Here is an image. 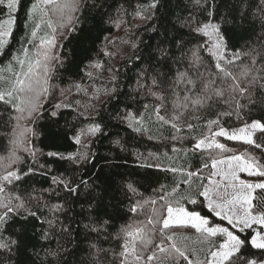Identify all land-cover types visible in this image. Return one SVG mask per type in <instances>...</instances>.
Instances as JSON below:
<instances>
[{
    "label": "trees",
    "instance_id": "16d2710c",
    "mask_svg": "<svg viewBox=\"0 0 264 264\" xmlns=\"http://www.w3.org/2000/svg\"><path fill=\"white\" fill-rule=\"evenodd\" d=\"M34 2L37 0H23L25 8L15 13L14 34L0 54V70L8 66L9 72L26 65L24 71L28 72L29 64L33 69L37 63L34 54L41 44L49 56L60 45L63 63L48 74V91L39 101V118L33 114L18 121L15 108L0 102V175L10 164L13 150L20 159L9 170L21 174L19 180L7 185L0 199L7 195L14 208L24 205L0 237V242L16 241L10 245L11 250L0 249V264H121L122 245L128 240L132 247L131 237L121 231L128 226L129 230L142 227L151 238L146 249L140 241L134 242L142 256L153 251L160 256L155 245L162 243L167 248L175 243L194 264H206L215 247L194 228L172 226L161 231L162 223L151 225L149 230L144 227L149 226L151 213L163 219L166 205L196 210L214 223H226L212 216L204 206V197L199 195L212 171V161L247 153L264 165V149L243 141L223 139L224 150L195 147L220 128H235L253 120L264 123V89L253 90L254 105L248 97L238 94L233 99L229 94L231 81L225 83L216 76V61L204 47L206 42L210 46L211 40L197 31L209 22L217 25L229 58L234 50L243 52L249 46L256 47L262 31V0H82L72 13L74 31L67 24L61 26L64 22L58 14L57 36L44 20L40 21L43 3L38 4L31 19L26 16ZM141 14L147 18L138 24ZM125 30L133 36V47L115 64V55L108 50L112 48V38ZM33 31L35 36L31 35ZM194 54L200 57L195 64ZM247 63L242 58L228 67L239 75ZM181 72H187L197 82L211 76L216 80L215 87L225 89V98H214L211 107L185 114L181 130L176 131L158 120L156 108L160 106L162 116L173 114L169 84ZM32 74L42 76L43 84L44 71L41 74L33 69ZM105 75H111V79L104 80ZM154 79L161 83L160 89L153 85ZM153 92L167 99H157ZM236 101L243 107L237 108ZM13 103L20 104V100ZM187 123L193 128L189 129ZM21 131L27 133L24 143L14 144ZM253 139L264 144V133L258 131ZM49 153L62 154L63 158ZM29 168L33 171L28 172ZM25 172L28 174L23 175ZM189 172L197 175L190 178ZM60 181L76 191H68ZM129 184L135 192L129 190ZM261 195L257 189L255 196ZM185 198H195L198 203L191 204ZM137 201L141 206L130 212ZM254 204L264 210V203L254 200ZM25 209L36 216L24 219ZM3 211L0 208V213ZM240 235L250 240L253 233L249 229ZM223 239L211 238L216 244ZM238 255L241 259L236 264L264 261V250L250 244L242 247ZM128 259L132 261L134 257L130 255ZM139 264L159 262L142 259ZM179 264L187 262L181 258Z\"/></svg>",
    "mask_w": 264,
    "mask_h": 264
},
{
    "label": "snow or ice",
    "instance_id": "6c2138e0",
    "mask_svg": "<svg viewBox=\"0 0 264 264\" xmlns=\"http://www.w3.org/2000/svg\"><path fill=\"white\" fill-rule=\"evenodd\" d=\"M82 0H37V2L32 3L31 8L26 10V16L32 18L34 10L38 7L39 3L46 5H54V11H56L64 24L74 31L73 20L75 19L72 15L73 12L79 9V5ZM264 4V0H262ZM0 6L2 9L7 10L8 19L0 21V54L3 53L4 49L8 45L9 38L13 37L14 25L16 21L14 13L25 8L23 0H0ZM155 7V4L152 5ZM0 9V10H2ZM262 15L260 16L261 24V34L257 37L255 44L256 47L249 46L247 51L241 52L240 50H234L231 58L227 54V45L224 37L220 34L217 25L209 22L204 24L202 27L198 28V32H202L205 36L210 37L211 45L208 46L207 42L204 47L207 48L209 54L215 59V74L218 78H222L223 82L231 81L230 85V95L234 99L238 94L241 97H248L251 104H255V100L252 99L253 90L256 88L264 89V7L260 8ZM211 16V12H209ZM49 27L51 23L49 22ZM32 36L36 33L33 31ZM52 44V41H48ZM44 55V82L43 84L39 79H37L33 74L32 66L29 64L28 72H24L23 75L27 79L16 78L12 87L8 90H0V102L4 105H10L21 115L17 116L16 119L19 121L24 118V114L27 113L28 117H32L33 114H37L36 118H39V110L42 105L39 103L42 94H46L48 89L44 85L47 83V77L50 72H54L58 66H62L63 58L57 54H52L49 56L47 52ZM195 59L193 64L200 60L198 55L194 54ZM242 58L247 59L248 63L244 64L240 69L239 75L235 74L228 67L229 65L235 64L236 61ZM23 64V61H19ZM39 64V62H37ZM259 65V67H257ZM200 75L199 73L197 74ZM153 85L160 89L161 83L156 79L153 80ZM216 80H213L211 76L207 80L201 78L199 82L193 80L187 72L178 73L176 78L172 80L169 84L170 95L172 97V110L173 114L170 117L160 115V106L156 108V114L158 120L165 124H170L173 129L180 131V121L184 118L185 114L192 112L195 113L203 107H211L214 102V98L224 99L225 89L223 87H215ZM22 94V95H21ZM157 99L162 101L167 99V96L163 94H157L153 92ZM14 100H20V104H14ZM225 100V103H228ZM56 107H60L57 105ZM147 107V106H146ZM236 107L241 108L236 101ZM53 116L56 112L51 113ZM230 114V113H229ZM218 123V121H209V124ZM131 126V124H130ZM189 129L193 128L191 123H187ZM138 130V129H137ZM259 130L264 133V123L261 120H253L250 124H245L244 127L233 131L231 134L225 129L220 128L218 132H215V136H225L229 140H240L245 144L253 145L257 149H264V144L258 143L253 139V133ZM24 131H30L28 129ZM95 131V129H93ZM239 133V134H238ZM18 138L13 141L14 144L24 143V132L21 131L18 134ZM176 137H173L175 139ZM76 142L79 143V137L76 138ZM205 144L204 140H200L195 147L200 148ZM213 145L221 150L225 149V145L220 143H209L207 147H213ZM34 155V153H33ZM50 156H56L62 154L49 153ZM10 159V164L5 166V173L0 175V194L6 193L7 185L12 184L21 178V174L17 170H9L11 164H15L19 161V157L16 156L15 150H13L12 157ZM229 171L224 173L223 179L227 181L224 185L225 189H232V193L228 199L219 197L218 199H213L209 196V189L205 188L203 192L199 195L204 197L207 202L204 206L212 214V216L219 218L222 221H227L230 226L225 227L219 223H214L209 216L201 215L199 211L188 210L184 207L173 208L171 206L167 207V216L162 219L163 228L170 229L173 225L179 226H190L194 228L198 233H200L205 240H209L215 250H210V259L206 260V264H236L241 257L238 255L241 252L242 247L246 244H250L252 248L264 250V210L257 208V205L253 204V200H257L259 203H264V180L257 183H251L244 180H239L237 175L238 172H247L249 176H258L264 178V165L254 157L249 156L247 153L241 155H234L229 158ZM234 161L235 164L231 162ZM216 161L213 162V167L216 166ZM219 163H223L220 161ZM207 167V165H205ZM33 169L29 168L28 172H32ZM174 171V170H173ZM28 172L23 173L27 175ZM219 173H213L217 175ZM197 175L196 173L189 172L188 176ZM54 181L56 178H53ZM239 180V183L235 181ZM190 180H186L185 183H189ZM64 184V187L70 191L75 192L76 189L69 187L64 181H60ZM211 183V181H210ZM128 188L130 191L135 192V188L129 184ZM261 190V196H255L253 193L257 190ZM175 191V189L173 190ZM17 200L21 198L19 196L14 197ZM184 198V197H182ZM163 199V197H161ZM191 204H197L198 201L195 198H185ZM147 203V202H146ZM151 203H155L152 200ZM141 204L137 201L130 208V212H136ZM57 207V206H54ZM0 208L4 211L0 213V237L3 235L5 226L12 219L13 215H20L21 210L24 209L23 203L18 204L15 208L12 206V199L9 196H5L0 199ZM27 216H36L35 212H28L26 209ZM11 214V215H10ZM147 223L149 225L153 224L154 221L151 217L148 218ZM155 223H161L160 220H156ZM51 224V221H49ZM131 226L126 229H121L127 237H131L132 247H129L130 241L126 240L122 245L123 251L120 256L123 257L121 264H139L142 259L148 262L158 261L159 264H165L166 261H172L174 264H179L182 258L187 264H194L193 260L186 255L185 251L178 247L175 243H172L167 248L161 244L155 245L162 255L158 256L155 251L151 255L142 256L141 252L136 250L135 241L139 240L143 248H148L152 243L151 238L145 233L142 227H136L134 230ZM252 230L253 235H251L250 240L247 238H241L240 233H244L246 230ZM223 237V241L216 244L211 238ZM172 240V236L167 237ZM15 240H9L8 242H0V249L11 250L10 245L15 244ZM150 250V249H149ZM133 256L134 259L129 261L128 257ZM247 264H264V261L249 260Z\"/></svg>",
    "mask_w": 264,
    "mask_h": 264
},
{
    "label": "rangeland",
    "instance_id": "374dc122",
    "mask_svg": "<svg viewBox=\"0 0 264 264\" xmlns=\"http://www.w3.org/2000/svg\"><path fill=\"white\" fill-rule=\"evenodd\" d=\"M41 6L43 7V10L40 11V15H39L40 21L44 20L48 24V26H49V22H50L51 27H49V30L52 31V34L54 36H57L58 30H57L56 21H57L58 13L56 11H54V5L47 7L46 4H41ZM0 9H2V6H0ZM35 11H36V9L34 10V12ZM13 15H15V13ZM0 16H1L0 21L7 20L8 19L7 10L6 9L0 10ZM146 18H147V16L145 14H141L140 19L138 20V24L143 23V21L146 20ZM132 37L133 36L130 35L129 30L128 31L125 30V33H124V31H122L120 34H116L112 38L113 39V45H112L111 50H108V53H112L115 55V61H114L115 64H116V61H117V63L121 62V60L127 56V53L130 52L131 47H133V44H132L133 38ZM112 39H111V41H112ZM209 39H210V37H209ZM42 47L43 46L41 44L39 50L37 49L36 54H34L35 58L37 57V62H39V64L36 63V65L33 67L34 71L39 70V72H41V74L44 71L43 65L45 62L44 61V55H43V53H45V51L44 50L42 51ZM54 54H57V55L60 54V45L57 49H55ZM25 66H20L18 68H11V70H9V72H8V66L5 69L0 70V90L10 89L17 77L22 79L24 77L23 73L26 72V71H24ZM16 69H19V70L16 71ZM40 78L42 79V76H40ZM40 78L37 76V79L40 80ZM103 78H104V80L109 81L111 79V75H105V76H103ZM46 87L48 88V83H47ZM45 96H46V94L41 96L40 101H42ZM63 100L60 103H62ZM100 101H101V98L97 102H100ZM88 103H89V101H88ZM19 115H21V114L18 113L17 116H19ZM26 115H27V113L24 114V117ZM247 124H250V123H247ZM244 125H241V126L235 127V128H223V129H225L227 132H229L231 134L233 131L244 127ZM219 130H217L216 132H218ZM258 131L259 130H256L253 133V138ZM89 133H92L91 130L88 132V134ZM214 133L207 135L206 137L201 139V140L205 141V144L199 148L200 150H209V149L215 148L214 145H213V147H207V145L209 143H213V142L221 144L222 143L221 141L223 139H227L225 136H215ZM24 134H27V133H24ZM83 140L86 142L85 144L87 145L86 139H83ZM235 141H240V140H235ZM241 154H244V153L225 155V156L217 157L216 159H214L212 161V163H211L212 171H211V173L207 179L208 181H207V184L205 186V188L209 189V196L211 198L218 199L219 197H223L224 199H228L230 197V194L232 193V189L231 188H228L227 190L225 189L224 185L227 183V181L225 179H223V175H224V173L229 171V163H230L229 158L234 156V155H241ZM214 161L217 162L215 167H213ZM220 161H223V163H219ZM231 163L235 164L234 161H232ZM213 173H219V174L213 175ZM237 175L239 177V180H244V181H248L251 183H257V182H260L261 180H264V178H262V177L249 176L247 174V172H238ZM239 180L235 181V183L238 184ZM210 181H211V183H210ZM256 191L253 193V195H255ZM253 204H254V200H253ZM168 206H170V205H166L164 207V210L162 211V212H164L163 218L167 216V207ZM171 207H173V206H171ZM157 208L161 209L160 207H157ZM173 208L175 209L178 207H173ZM157 212H159V211H157ZM151 215H152L151 218L153 217L154 223L151 224L152 226L146 225L144 228L147 230H149L150 226L155 227V225L157 224V223H155V221L158 220L157 215L156 214L154 215V213H151ZM159 220H161V223H162V218H159ZM161 223H158L159 226L161 225ZM221 225L230 228V226L227 224V221H226V223L221 224ZM173 226H179V225H173ZM136 242H139V240H136Z\"/></svg>",
    "mask_w": 264,
    "mask_h": 264
}]
</instances>
